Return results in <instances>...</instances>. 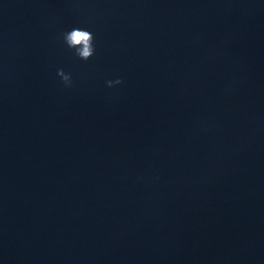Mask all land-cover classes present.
<instances>
[{
	"label": "water",
	"instance_id": "95a60500",
	"mask_svg": "<svg viewBox=\"0 0 264 264\" xmlns=\"http://www.w3.org/2000/svg\"><path fill=\"white\" fill-rule=\"evenodd\" d=\"M0 264H264V0H0Z\"/></svg>",
	"mask_w": 264,
	"mask_h": 264
},
{
	"label": "clouds",
	"instance_id": "9594fccd",
	"mask_svg": "<svg viewBox=\"0 0 264 264\" xmlns=\"http://www.w3.org/2000/svg\"><path fill=\"white\" fill-rule=\"evenodd\" d=\"M60 39H62L67 48L72 50L73 54L81 60H88L90 57L95 55V33L88 27L73 26L70 29L64 30L60 34ZM56 71L64 86L71 87V73L65 72L62 68H58ZM121 83L122 79L120 77L106 80V85L109 87L119 85Z\"/></svg>",
	"mask_w": 264,
	"mask_h": 264
}]
</instances>
